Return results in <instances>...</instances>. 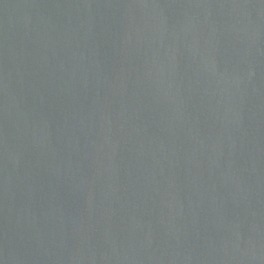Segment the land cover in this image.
<instances>
[{
    "label": "water",
    "instance_id": "95a60500",
    "mask_svg": "<svg viewBox=\"0 0 264 264\" xmlns=\"http://www.w3.org/2000/svg\"><path fill=\"white\" fill-rule=\"evenodd\" d=\"M0 264H264V0H0Z\"/></svg>",
    "mask_w": 264,
    "mask_h": 264
}]
</instances>
